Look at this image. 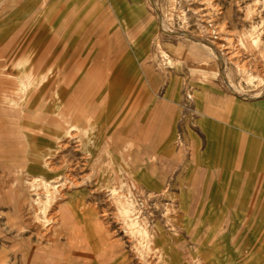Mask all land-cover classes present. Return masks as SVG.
Wrapping results in <instances>:
<instances>
[{
    "label": "rangeland",
    "instance_id": "1",
    "mask_svg": "<svg viewBox=\"0 0 264 264\" xmlns=\"http://www.w3.org/2000/svg\"><path fill=\"white\" fill-rule=\"evenodd\" d=\"M101 13L114 21L97 20ZM0 17V98L21 113L3 124L20 140L0 147L8 172L0 168V264H83L79 253L100 245L113 253L112 239L131 258L129 237L148 242L136 252L155 256L170 205L179 218L174 260L148 264H264V0H0ZM14 23L25 26L7 39ZM114 71L145 86L133 113L123 77L109 84ZM153 118L162 140L126 138ZM112 130L127 159L103 153L94 167ZM122 162L149 190L167 186L173 197L118 180ZM190 178L210 182L188 190Z\"/></svg>",
    "mask_w": 264,
    "mask_h": 264
},
{
    "label": "crops",
    "instance_id": "2",
    "mask_svg": "<svg viewBox=\"0 0 264 264\" xmlns=\"http://www.w3.org/2000/svg\"><path fill=\"white\" fill-rule=\"evenodd\" d=\"M97 20L114 21V19H111V17H107L106 13H101L100 17ZM0 21H1V17H0ZM24 26L21 24L14 23L11 27V30L13 29L14 32L11 33L7 39H16L17 38V32L19 30H21V28H24ZM6 48H7L6 41H2L0 43V59L5 57V53L7 51ZM103 65H104V63H102V62H95L93 64V68L99 69ZM105 71H106V74H108V69H106ZM114 72L112 73L113 74L112 77L109 79V84L112 87L117 86L118 81H119L118 80L119 76L123 77L121 74L117 73L116 71H114ZM116 76H118V77H116ZM128 81H130L129 78H128ZM128 81L126 80V77L125 78L123 77V83H124L123 85L125 86V89H123V92H124L123 94L125 96L124 101L127 102V108H128L127 113H133V112H135L134 110H137L139 108V106L141 105V103L146 100L145 99L146 91H145V86L143 84L137 83V85H135V82L132 83V80L130 82H128ZM62 84H68V81L63 79ZM78 84L79 85H86L87 84L86 79L84 77L80 78L78 81ZM188 98H192V95H188ZM97 103H98V100H97ZM97 103H95V104H97ZM177 105H179L178 102L173 103V104H171L170 109H167V110L173 111V108L175 109V106L177 107ZM6 113H9L8 114L9 116ZM33 113H37L36 110L33 111ZM96 113L97 112L88 113V114H90V116H92L94 118V121H96V118H97ZM151 113H155V112L153 111ZM166 113H171V112L166 111ZM10 114H12V115H10ZM6 117H11L8 119L19 120L21 118V113H20V110L18 108L13 107L12 105H6V103L4 102V99L0 98V119H2V123H0V147L4 146L6 144V142H10V143L14 144L17 141L19 142V140H20L17 136L18 133H14V134L10 133L9 134V132L5 129V125H3V124L6 121V119H5ZM69 119H70V115L65 114V116H63L62 123L64 124L65 121L68 122ZM166 121L169 122V119ZM152 125H154V127H155L154 118L152 120H146L144 122L138 121L137 125L132 127V130L127 133L126 138H128V140H130L132 142L133 141H135V142L148 141L149 137L152 139V141L162 140V136H160V132H161L160 126L157 125L158 127L156 126L155 128L152 129ZM173 136H174L173 128H168V129L166 128L163 140H165V142L168 143L171 139H173ZM105 137L106 138L104 141H105L106 145L103 147H100L98 149V152L95 154V156L93 158L94 167H96L98 165V163L100 162V160L102 159L103 153L104 154L109 153L110 159H113V160L115 157L121 158V159H123V161H126V159H127L126 147L124 148L121 144L125 139L120 137L118 135L117 131H113V130L106 132ZM110 164H111V166H113L112 162ZM0 168L4 172L5 176H7L8 172L6 170L5 163L2 160V158L0 159ZM114 168L116 169V175H119V178L117 177L118 180L123 179L124 181L130 183L132 187L139 188L143 192V194L146 193L147 196L153 195V197H161V199H163L164 197H173L172 193L169 191V187H167V186H162L159 189V192H157V193L155 192V190L152 191L153 189L149 190L148 189L149 187L144 182H142L144 184L143 185L144 187L141 186L142 183H139L134 178V176L132 177V172L129 169L127 162H122L121 165H117ZM196 181L210 182L209 180H202L199 178H197V179L196 178H190L189 180L187 179V181H186L187 186L186 187L188 188V190H193V188H194L193 183H195ZM170 201L173 202V199H171ZM64 206L66 207V205H64ZM61 207H62L61 205H58L57 208L60 209ZM170 207H172V210H173L171 220H169V223L159 222V229H161L160 230L161 232L160 233L158 232L157 236L154 237L157 240V243L162 246L160 251L158 250V252L155 254V256L154 255L152 256L151 254L149 255L148 253L147 254L142 253L144 256L142 254L139 255V252H136L137 251L136 247L139 248L140 245L145 246L148 244V242L146 240L142 239L141 244H139V242L136 239H134V238L130 239V237H129L126 239V241L128 240V242L130 243L129 251L131 253L132 260L128 256L125 248L122 246V241L117 240V239H112L110 241V243L107 244V246L110 247V249L113 251V253L105 252L106 250H103V246H106V245H100V247L98 249H96L95 251H93L92 254L85 255V253H82V252L79 253L80 255L82 254L83 257H85L83 264H102L104 261H118V262L124 261L127 263H129V262L131 263V262H133V257L136 258L137 263H140V264H141V262L142 263L146 262L145 264H148L149 261H155L156 258L158 261L174 260L173 254L171 255V253H173V252L170 253L171 249H169L168 246L170 244V241L172 239L173 240L175 239L174 235L178 234V229H177L176 225L178 223L179 218L177 215L176 208L173 207V205H170ZM57 216H58V214H57ZM57 219H58V217H57ZM67 226H68V229L70 230L71 229L70 224H68ZM59 227H60V225H59ZM166 231H169L172 234H167ZM142 250H144V248ZM165 252L170 253L168 258L165 257V255L162 256Z\"/></svg>",
    "mask_w": 264,
    "mask_h": 264
},
{
    "label": "bare ground",
    "instance_id": "3",
    "mask_svg": "<svg viewBox=\"0 0 264 264\" xmlns=\"http://www.w3.org/2000/svg\"><path fill=\"white\" fill-rule=\"evenodd\" d=\"M205 14V13H204ZM206 16V15H205ZM209 17V16H208ZM207 17V18H208ZM206 18V19H207ZM211 21H212V19H211ZM208 22H209V20H208ZM207 26V25H206ZM211 26V25H210ZM212 27H214V28H211V31L210 32H212V34H215L216 36H215V38H217L218 40H221L222 41V43H220V45L222 46V47H224V48H226L228 51H227V53H229L230 55H236L238 52H239V48L238 47H232L233 45L231 44V42H232V39H231V37L230 38H228L227 36H225V35H221V36H217V34L218 35H220L219 34V31L216 29V26H212ZM207 28V27H206ZM205 28V29H206ZM208 30V29H207ZM209 31V30H208ZM209 32V33H210ZM211 34V33H210ZM220 41V42H221ZM228 45V46H227ZM232 45V46H231ZM235 46V45H234ZM72 129V128H71ZM74 130V129H73ZM50 163V162H49ZM71 170V169H70ZM68 172V171H67ZM73 179V178H72ZM39 180V179H38ZM64 180V179H63ZM66 181V180H65ZM63 182V181H62ZM69 182V181H68ZM34 183L35 184H40V182H35L34 181ZM70 183V182H69ZM66 185V184H65ZM44 187H46V186H44ZM44 187L42 188V189H44ZM41 188V187H40ZM48 189V188H47ZM50 189V188H49ZM45 190V189H44ZM42 191V190H41ZM48 191V190H47ZM50 192V191H49ZM56 194V193H55ZM55 194H52V197H55ZM126 201V200H125ZM124 203H126V205L128 204H130L129 203V201H128V203L127 202H124ZM130 206V205H129ZM109 207V206H108ZM45 209V208H44ZM61 209V208H60ZM127 210V209H126ZM125 215V214H124ZM44 216H46V215H44ZM121 218H122V213H121ZM42 219V218H41ZM58 220V219H57ZM40 221V220H39ZM49 222V221H48ZM43 223V222H42ZM44 224V223H43ZM131 224V223H130ZM47 226V225H46ZM51 227V226H50ZM144 228V227H143ZM44 230V229H43ZM144 230V229H143ZM45 231H46V229H45ZM109 240V239H108ZM104 247V246H103ZM140 255V254H139ZM143 255V254H142ZM138 256V255H137ZM144 256V255H143ZM146 256V255H145ZM117 257V256H116ZM114 259V258H113ZM115 262V261H114ZM119 263V262H118ZM144 263H146V262H144Z\"/></svg>",
    "mask_w": 264,
    "mask_h": 264
}]
</instances>
